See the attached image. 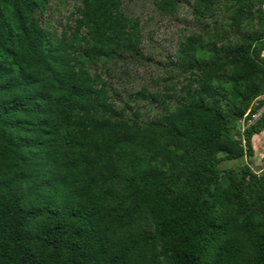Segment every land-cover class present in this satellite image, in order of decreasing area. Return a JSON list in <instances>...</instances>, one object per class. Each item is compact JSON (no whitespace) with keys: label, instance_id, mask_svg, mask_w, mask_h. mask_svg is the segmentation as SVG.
Masks as SVG:
<instances>
[{"label":"trees","instance_id":"16d2710c","mask_svg":"<svg viewBox=\"0 0 264 264\" xmlns=\"http://www.w3.org/2000/svg\"><path fill=\"white\" fill-rule=\"evenodd\" d=\"M263 1L232 0L233 38L210 35L207 57L185 39L172 103L104 76L141 55L123 0H74L60 32L51 0H0V264H264V170L219 167L251 157L264 129L263 112L243 142L231 134L255 97L264 105V26L242 24ZM178 2L153 0L165 15Z\"/></svg>","mask_w":264,"mask_h":264},{"label":"rangeland","instance_id":"374dc122","mask_svg":"<svg viewBox=\"0 0 264 264\" xmlns=\"http://www.w3.org/2000/svg\"><path fill=\"white\" fill-rule=\"evenodd\" d=\"M218 2L215 15L200 18L193 12L194 0H179L178 10L174 15L162 14L155 7L153 0H123L125 14L137 17L141 24L143 36L140 44L141 55L137 57L125 55L122 59L109 62L106 70L101 68L104 76L113 88L124 96L145 88L153 92L177 95L170 98V102L174 103L180 96L177 80L181 79V73L172 62H175L185 39L189 36L201 37L202 43L198 44L201 46L197 47V55L207 57L210 35L220 32L226 33L230 40L233 38L232 34L227 32L230 11L226 8L232 0H218ZM73 3L74 0H51L46 21L57 32L71 22L70 12ZM252 13V20H243L242 24L248 27L251 23L254 28L264 26V1L255 4ZM262 41L264 42V38ZM261 56L264 58V47ZM261 98L262 95L255 97L250 106L258 103ZM142 110L145 111L143 118L147 120L156 114L157 107L145 104ZM240 120L234 122L231 131L233 136L240 135L242 127ZM261 153L262 156L256 159L243 156L236 160H223L219 167L237 169L247 164L252 170L260 173L264 170V146Z\"/></svg>","mask_w":264,"mask_h":264},{"label":"built area","instance_id":"2783aa9c","mask_svg":"<svg viewBox=\"0 0 264 264\" xmlns=\"http://www.w3.org/2000/svg\"><path fill=\"white\" fill-rule=\"evenodd\" d=\"M253 106H255V110L251 113H249V110H247L241 120V130H240V135L239 136H235V138H241L242 142H243V138H242V133L245 130V128L253 125L263 114L264 112V105H258V103L254 104Z\"/></svg>","mask_w":264,"mask_h":264},{"label":"crops","instance_id":"0c3cea01","mask_svg":"<svg viewBox=\"0 0 264 264\" xmlns=\"http://www.w3.org/2000/svg\"><path fill=\"white\" fill-rule=\"evenodd\" d=\"M252 147H253V155L250 158H258L262 156L263 146H264V129L259 133H255L252 138Z\"/></svg>","mask_w":264,"mask_h":264}]
</instances>
